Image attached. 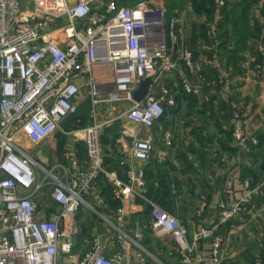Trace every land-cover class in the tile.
I'll return each mask as SVG.
<instances>
[{"label": "built area", "instance_id": "2783aa9c", "mask_svg": "<svg viewBox=\"0 0 264 264\" xmlns=\"http://www.w3.org/2000/svg\"><path fill=\"white\" fill-rule=\"evenodd\" d=\"M218 5L221 8L224 3ZM179 24L178 17L168 20L163 0H141L131 6L116 0H0V264H123L130 246L139 262L145 263L143 235H128L123 205L144 199L145 170L134 162L151 160L155 153L151 139L123 131V137L132 139L131 161L119 162L125 170L124 181L104 169L101 135L105 124L95 123L74 133L87 153L86 170L71 161L77 174L65 165L43 166L19 138L39 146L56 133L65 135L62 123L77 115L83 89L93 118L103 106L128 104L123 117L139 130H152L176 106L172 91L162 84L164 78L182 64L202 81L201 65L182 41ZM208 36L217 48L216 25H209ZM260 52L263 82L264 46ZM147 79H154L147 97L134 102L136 89ZM222 83L229 92L227 76ZM183 87L187 94L201 93L187 81ZM239 123L234 130L237 147L244 148L249 140L256 143ZM165 139L170 144V136ZM63 156L71 160L67 150ZM157 157L163 159L166 153ZM100 176L122 205L113 222L104 218L114 229L118 250L107 256L108 245L95 236L89 250L78 257L74 254L77 217L81 210L96 212L89 200L100 194L95 186ZM235 183V177L228 178V196L233 195ZM242 186L245 192L240 199L219 203L221 222L237 218L252 202L258 188L253 190L248 181ZM46 190L57 210L42 219L39 201ZM149 205L152 230L159 239L171 238L180 264H193L194 242L202 241L210 242L211 252L200 264H221L225 240L214 229H201L192 243L178 218L154 203Z\"/></svg>", "mask_w": 264, "mask_h": 264}, {"label": "crops", "instance_id": "0c3cea01", "mask_svg": "<svg viewBox=\"0 0 264 264\" xmlns=\"http://www.w3.org/2000/svg\"><path fill=\"white\" fill-rule=\"evenodd\" d=\"M117 3L119 4L118 1ZM131 5L133 4L128 3L121 6ZM183 11L184 9L176 11V17L180 19L178 28L183 36L182 41L191 48L190 36L193 23L195 21L201 23L202 20L190 15L189 20L184 22ZM182 25V29L185 28L183 30ZM242 58L243 61L239 62L234 71L232 70L233 92L229 95L221 87L207 85L204 79L200 82L199 77L192 75L186 67L179 64L178 69L172 75L164 78L163 86L175 93V100L177 95L180 96V85H183L185 81L194 87L198 86L201 93L195 96L197 99L195 104L183 100L180 103L176 102L175 108L167 110L164 119L150 131L139 130L123 117L130 107L128 104L103 106L96 110V117L93 118L87 91L83 89L81 92L77 117L84 119L83 114H85L87 121L84 120V124L89 127L95 123L105 124L101 135V147L105 156L104 169L106 171L126 180L125 170L119 166V162L131 161L128 153L132 139L123 137L124 130L138 133L142 138L151 139L154 144L155 153L148 163L134 162L136 166L144 167L145 170L144 199H138L134 204L123 205L128 214L126 232L131 237L138 232L143 235L141 246L146 257L144 264H180L175 244L171 238L159 239L151 228V220L145 218V204L150 206V203H154L163 207L160 200H156L157 203H155L146 198L148 189H152L155 198L166 199L163 201L165 207L169 208L166 212L180 220L187 231V238L190 242L193 243L196 234L204 228L214 229L216 235L224 238L221 264H252V262L260 264L261 249L264 248V184L262 183L264 180V81H259L252 72L257 68L256 58L248 54H242ZM217 60L216 57H211L210 64L212 65ZM211 69L214 70L215 78L219 81L220 71L217 68L215 70L214 66ZM156 90H159V87ZM217 90L219 95L216 93ZM220 100L227 104L226 110H223L222 105L219 104ZM230 102L238 103L241 107L242 120L239 124L242 125L245 135L249 139H254L256 143L249 140L244 148L237 147L234 139L237 121L230 119L224 112L230 109ZM79 118L76 120V125L82 127L83 123ZM69 119L62 123L63 129ZM60 134L56 133L44 143L52 141ZM166 135L170 136L168 145ZM103 136L109 141L108 144L102 141ZM19 140L28 153V146L35 147L23 136ZM61 142L62 155L56 158V161L52 157L55 152H59ZM79 145L84 146L85 153L82 158L78 157ZM66 150L70 153V161L64 159L63 155ZM161 153H166V157L159 159L157 155ZM51 155L48 158L49 163L46 162L48 168L65 165L69 167L72 174H77L71 165V161H75L81 171L87 169L85 144L75 135L72 141L63 139L59 142L58 140L55 146L51 147ZM40 164L45 165L44 162ZM229 177L236 179L234 193L231 196L225 192ZM244 181H248L253 190L258 188L252 202L246 206L239 217L225 223L221 222L219 203L240 199L245 192L242 186ZM165 185L168 187V195L165 192ZM95 186L100 192L101 188L97 182ZM100 200L104 201V205L100 204ZM89 202L100 217H98L99 222L96 221L97 219L91 221L92 239L95 236L100 237L108 245L106 255L111 256L118 250V247L115 243V235H113L114 229L104 218L113 222L117 209L114 211L110 208L102 198L101 192L99 196L92 197ZM39 203L44 209L43 214L39 215L42 219L57 210L49 198V190L44 191ZM87 212L91 211L81 210L77 217L79 235L81 225L84 223L79 218L83 216L84 220V214ZM252 225L253 229H251ZM79 235L74 239V254L82 257L90 246L89 244L86 246V242L83 241L79 247L77 245ZM194 243L193 264H200L209 257L211 244L207 241ZM135 252L134 246H130L123 259V264H141Z\"/></svg>", "mask_w": 264, "mask_h": 264}, {"label": "trees", "instance_id": "16d2710c", "mask_svg": "<svg viewBox=\"0 0 264 264\" xmlns=\"http://www.w3.org/2000/svg\"><path fill=\"white\" fill-rule=\"evenodd\" d=\"M119 5H124L128 3L135 4L140 2L141 0H117ZM186 0H164L165 6L168 8V20L172 17H176V11H182L184 8V4ZM191 3L192 14L196 19L202 20L201 23H193V29L191 32V49L195 58L199 59L200 53L204 55H209L210 53L204 52L203 46L208 44L209 39V26L208 21H216L218 17L219 20L216 21V27L218 33H221L219 36V45L217 48H221L223 52V56L226 58V62L228 65L237 67L239 62L243 61L242 54L247 52L250 48V41H264V0H189ZM218 2H223V7L219 8ZM168 4V5H167ZM259 5H262L259 8ZM219 14V15H218ZM225 37V40L222 38ZM222 40V43H220ZM234 40V42H232ZM202 48V49H201ZM261 59L258 57L256 59L257 69L260 66ZM212 67H208L205 71L201 69L202 79L209 80V85L218 81L215 78V72ZM208 83V82H207ZM180 96L176 98V102L180 103L182 100L184 102L195 104L197 99L195 96L191 94H187L184 90L183 85H180ZM219 104L222 105L223 110H226L227 104L222 100L219 101ZM227 113L228 117L231 119V112L228 108V111H224ZM167 111L165 112L164 117L166 116ZM173 114V113H172ZM163 117V119H164ZM79 117L77 115L72 116L67 122L66 125L71 126L72 124H76V120ZM162 119V120H163ZM161 120V121H162ZM82 126V125H81ZM112 130H110L111 132ZM102 141L109 143V141L105 140V136L102 137ZM78 157H84V146L79 145ZM62 153V142L59 146V154ZM79 162V161H78ZM86 164V162H85ZM84 164V165H85ZM99 187L101 188V196L105 200L107 204H109L110 208L118 209L120 207V202L115 201L112 195V189L107 184L105 177L100 176L97 180ZM163 185V182H161ZM165 192L168 195V187L165 185ZM146 198L150 200V202H156V200H160V203L163 207H160L165 212L169 210V208L165 207V198H155L153 196L152 189H148ZM146 212L144 213L146 220H151V210L152 208L145 204ZM93 225L91 221L86 224L83 223L81 225V233L77 240V245L80 247V243L85 241V239H91ZM260 264H264V248L261 249L260 255ZM254 264V262H252Z\"/></svg>", "mask_w": 264, "mask_h": 264}, {"label": "rangeland", "instance_id": "374dc122", "mask_svg": "<svg viewBox=\"0 0 264 264\" xmlns=\"http://www.w3.org/2000/svg\"><path fill=\"white\" fill-rule=\"evenodd\" d=\"M185 4L183 6L184 8V11L182 12V19L184 22H187L189 20V17L190 15L192 16V9H191V3L189 2V0H186L184 1ZM168 5V4H167ZM262 5H259V8L261 7ZM167 7V6H166ZM168 9V8H167ZM169 11V10H168ZM219 15V14H218ZM194 16V15H193ZM218 18V17H217ZM219 20L216 19V21ZM216 21L212 20V21H208L207 23L208 26L209 25H216ZM183 25L181 26V29H182ZM209 28V27H208ZM185 29V28H183ZM182 29V30H183ZM221 35V33H218V30H217V38ZM223 40H225V37L222 38ZM232 42H234V40H232ZM220 43H222V40H220ZM249 44L251 45V47L249 48V50L247 52H245L244 54H248L250 55L251 57L253 58H260L261 62H260V66L259 68L257 69H253L252 72L255 73V76L256 78L261 81L263 78L261 77V74H262V66H263V58H262V55H261V52H260V48L261 46H264V41H250ZM204 49H207V50H204ZM203 50L204 52H208L210 53L209 55H204L202 53H200L199 55V58H201V60L199 59H196L197 63L201 65V68L204 69V71L208 68V67H212L214 66V69L216 70V68L220 71L218 75H221V78L219 79V81H216L211 85H215V86H218V87H221V89L226 93V94H231L233 92V80H232V76H231V73H232V70L234 71V67L231 66V65H228V63L226 62L225 60V57L222 55V51H221V48H216L215 45L211 43L210 39H208V44H205L203 46ZM211 57H216L218 60L217 62L214 61V63L211 65L210 64V61H211ZM212 63V62H211ZM261 69V70H260ZM201 74V73H200ZM202 75V74H201ZM224 75L227 76V78L230 80V83H231V87H230V90L229 92H226L224 90V87H223V83L222 81L224 80ZM264 76V73L263 75ZM208 83L207 85L209 84V80H206ZM217 89V88H216ZM216 93H218L219 95V91L217 90ZM175 93H172V95L175 97L174 95ZM177 95V94H176ZM178 97V95H177ZM233 104L235 105V107H233ZM230 112H231V119L232 120H235L237 122H240L242 120V111H241V107L238 105V103H234V102H230ZM84 115V119H80V121L83 123V126L80 127L78 125H65L64 126V132H65V135H62L60 134V136H56L52 141L50 142H47V143H44V145H41L39 147H34V146H28V149H29V154L30 156L36 160L37 162H44V164L46 165V167H48V164L50 158L52 155H51V147L52 146H55V143L59 140V142L61 140H67V141H72L73 140V135L74 133H76L77 131H80L82 129H85L89 126H86V124H84V120L87 121V117ZM236 122V123H237ZM247 137V135H246ZM58 144V143H57ZM24 147V145H23ZM60 155V156H59ZM62 155V153L59 154V152H55L54 155H53V159L56 160V158H60ZM57 161V160H56ZM47 162V163H46ZM44 165V166H45ZM263 184H264V180H263ZM84 220L82 219L83 216H80L79 220L88 224L90 221H93L95 219H97L96 221L99 222L100 220L98 219L99 217V214L98 213H95V212H87L86 214H84ZM239 217V216H238ZM100 218V217H99ZM251 225V224H250ZM253 225H252V228L253 229ZM257 231V230H256ZM85 242H86V246L89 244H91L92 242V236H91V239H85ZM83 244V242H81L80 244V247L81 245Z\"/></svg>", "mask_w": 264, "mask_h": 264}, {"label": "water", "instance_id": "95a60500", "mask_svg": "<svg viewBox=\"0 0 264 264\" xmlns=\"http://www.w3.org/2000/svg\"><path fill=\"white\" fill-rule=\"evenodd\" d=\"M154 79L145 80L138 88V90L134 93L133 100L136 103L142 102L149 92V88Z\"/></svg>", "mask_w": 264, "mask_h": 264}]
</instances>
